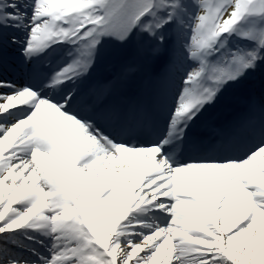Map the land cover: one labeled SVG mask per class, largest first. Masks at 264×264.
Returning a JSON list of instances; mask_svg holds the SVG:
<instances>
[{
  "label": "snow or ice",
  "instance_id": "obj_1",
  "mask_svg": "<svg viewBox=\"0 0 264 264\" xmlns=\"http://www.w3.org/2000/svg\"><path fill=\"white\" fill-rule=\"evenodd\" d=\"M0 264H264V0H0Z\"/></svg>",
  "mask_w": 264,
  "mask_h": 264
}]
</instances>
